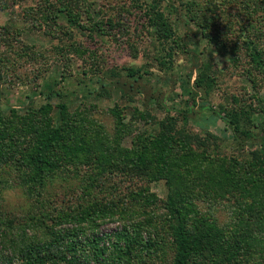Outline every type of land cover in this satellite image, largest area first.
I'll use <instances>...</instances> for the list:
<instances>
[{"label": "rangeland", "instance_id": "374dc122", "mask_svg": "<svg viewBox=\"0 0 264 264\" xmlns=\"http://www.w3.org/2000/svg\"><path fill=\"white\" fill-rule=\"evenodd\" d=\"M160 2L177 41L173 67L167 72L156 64L154 55L158 54L159 46L149 33L143 11L131 0L92 1L94 15L102 25L101 34L90 32L89 22L83 20L85 30L72 28L70 35L71 27L65 23H61L62 29L54 34L49 32V27L33 29L26 24L20 27L19 34L0 38V109L5 114L16 109L23 117L30 109L48 104L49 110L41 115L42 120L36 117L34 122L41 124L45 116L49 126L75 125V129L65 131L67 147L79 145L80 150L73 159L62 150L56 177L37 196L28 192L27 182L21 179L17 168L9 164L2 166L0 252L7 257L16 254L24 244L49 242L47 227H60L56 223L60 216L70 219L64 225L82 228L86 236L93 233L110 236L105 243H100L104 247L112 244L114 232L123 227L132 232L134 224L140 220L142 227L134 233L142 240L154 238L155 226L162 227L165 210L159 204L142 212L135 194L141 191L140 205H144L146 194L165 199L164 179L131 178L112 168L110 173L102 174L95 161L90 162L81 155L87 147L95 150L94 138L113 146V155L118 158L121 148L133 149L141 136L155 127L154 121L157 124L166 117L181 119V110H191L185 112L188 120L184 131L204 136L206 128L219 135L225 128L221 119H212L211 111L230 109L241 103L255 111L264 109V75L250 63L243 43L248 36L256 40L258 34L264 33V4L259 7L260 0L257 4H250L248 0ZM185 2L190 3L188 13L184 10ZM10 7L8 11H0V25L18 19L20 4ZM191 15L195 21L189 20ZM205 22L210 23L212 32L218 33L227 45H235L234 61L200 38L198 25ZM206 61L215 76V85L208 95L193 88L196 73ZM130 66H141L147 72L141 77H129L123 68ZM205 101L212 110L201 107ZM137 109L144 113L143 117ZM223 113L221 111V115ZM21 117H17L20 123ZM254 117L259 119L261 115L254 113ZM119 118L124 121L123 128L118 126ZM262 134L264 132L257 135ZM25 136L17 140L15 154L25 146ZM257 137L240 142L233 138L220 140L212 155L217 159L215 163L224 161L228 167L240 166L245 172L250 152L261 144ZM191 147L194 152H200L196 144ZM102 149L109 153V149ZM221 199L226 201L225 197ZM208 207L207 202L200 203L202 210ZM216 209L219 211H207L215 212L220 222L226 221L228 213L221 211L224 206ZM147 212L150 224L144 223ZM155 240L153 252L147 254L141 249L142 258L148 264H168L172 259L169 238L164 235ZM56 248L53 245L51 250ZM133 260L140 264L138 258ZM13 261L19 262L17 257Z\"/></svg>", "mask_w": 264, "mask_h": 264}, {"label": "trees", "instance_id": "16d2710c", "mask_svg": "<svg viewBox=\"0 0 264 264\" xmlns=\"http://www.w3.org/2000/svg\"><path fill=\"white\" fill-rule=\"evenodd\" d=\"M92 1L0 0V11L3 12L8 11L11 5L21 6L18 19L0 25V38L7 39L10 34H19L20 27L22 29L26 24L33 29L49 27V32L54 34L56 30L62 29L61 23H65L71 27L68 29L70 35L72 28L85 30L83 20L89 22L87 29L90 32L101 34L102 25L94 15ZM131 1L143 11L149 33L159 46L158 54L154 55L156 64L162 71H169L173 67L177 41L164 7L160 0ZM256 1L258 0H248L250 4H257ZM188 4L190 3H184L187 13L190 12ZM263 4L264 0H260L258 6ZM189 20L195 21V17L191 15ZM198 28L201 39L206 40L221 55L234 61L236 57L233 55L237 52L235 45H227L225 40L219 38L218 33H213L210 23H200ZM262 36L264 37V33L258 34L256 40L248 36L243 43L249 53L250 63L264 75ZM143 69L141 66L123 68L129 77L143 76L147 72ZM214 85L215 76L212 75L210 63L206 61L196 73L193 88L208 95ZM201 107L211 109L206 101ZM48 110V104L41 105L37 109H30L28 114L21 117L16 109H10L8 114L0 109V172L4 164L17 168L21 179L27 182L28 192L35 196L56 177L55 171L62 161V150L71 159L76 158L80 152L79 145L67 147L69 144L65 131L75 129V125L49 126L45 116L41 124L34 122V118H41ZM137 110L139 113V109ZM189 111L190 108L181 110V119L166 117L157 124L154 121L152 124L155 127L152 125V130L141 136V141H137L133 149L121 148L118 158L113 155L114 147L98 138L92 141L97 144L96 152L87 147L81 154L90 162L95 161L102 174L110 173L112 168L131 178L150 181L164 179L167 188L165 199L146 194L144 205H140L141 191L135 194L142 212L145 213L147 207L159 204L165 210L162 227L155 226L154 238L142 240L139 234L134 233L142 227L143 222L140 220L134 224L132 232L125 227L114 232L112 244L104 247L100 243H105L110 236L106 238L95 233L86 236L82 228L64 225L70 221L64 215L65 217H57L59 221L56 223L60 227H47V233L51 237L49 242L24 244L16 254L9 257L0 252V264H135L133 259L136 258L140 264H148L142 258L141 249L147 254L151 250L153 252L152 248L157 243L155 239L164 235L169 238L172 250V259L168 264H264V135H257L264 132V109L255 111L241 103L230 109L224 107L221 110L224 111L223 115L221 111H211L212 119H221L225 128L222 135L206 128L204 136L189 135L184 131L188 120L185 112ZM254 113L261 117L257 119ZM139 115L143 117L144 113ZM17 117H21V123ZM118 126L124 127L122 118H119ZM23 134L26 135V144L15 154L17 140ZM256 136H259L257 138L261 144L250 152L245 172L240 170V166L228 167L224 161L215 163L217 159L212 155L220 140L233 138L240 142ZM193 143L200 152H194L191 147ZM102 148L109 149V153ZM224 197L226 201L221 199ZM204 202L208 203V209L215 212L219 211L216 208L224 206L225 209L221 211L228 213V219L220 222L214 215L215 212L202 210L200 203ZM146 215L148 217H145L144 223H152L148 212ZM1 229L5 231L6 228L2 226ZM53 245L57 247L55 251L51 250ZM15 256L19 260L17 263L13 261Z\"/></svg>", "mask_w": 264, "mask_h": 264}]
</instances>
